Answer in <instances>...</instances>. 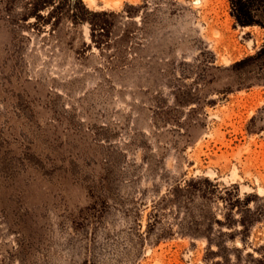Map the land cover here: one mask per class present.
<instances>
[{
    "label": "rangeland",
    "instance_id": "374dc122",
    "mask_svg": "<svg viewBox=\"0 0 264 264\" xmlns=\"http://www.w3.org/2000/svg\"><path fill=\"white\" fill-rule=\"evenodd\" d=\"M0 264H264V30L0 0Z\"/></svg>",
    "mask_w": 264,
    "mask_h": 264
},
{
    "label": "trees",
    "instance_id": "16d2710c",
    "mask_svg": "<svg viewBox=\"0 0 264 264\" xmlns=\"http://www.w3.org/2000/svg\"><path fill=\"white\" fill-rule=\"evenodd\" d=\"M230 16L241 28L258 26L264 30V0H228Z\"/></svg>",
    "mask_w": 264,
    "mask_h": 264
},
{
    "label": "bare ground",
    "instance_id": "6f19581e",
    "mask_svg": "<svg viewBox=\"0 0 264 264\" xmlns=\"http://www.w3.org/2000/svg\"><path fill=\"white\" fill-rule=\"evenodd\" d=\"M89 1H91V0H89ZM247 28H248V27H245V28H243V29L245 30V29H247Z\"/></svg>",
    "mask_w": 264,
    "mask_h": 264
}]
</instances>
